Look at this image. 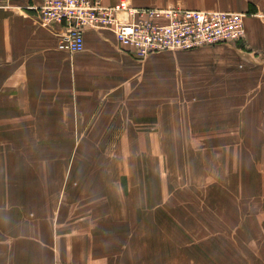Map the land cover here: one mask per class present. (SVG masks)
<instances>
[{"label":"crops","instance_id":"crops-1","mask_svg":"<svg viewBox=\"0 0 264 264\" xmlns=\"http://www.w3.org/2000/svg\"><path fill=\"white\" fill-rule=\"evenodd\" d=\"M30 1L0 6V264H51L56 256L74 264H125L122 255L129 261L133 252L135 264H264V0H127L135 7L244 13L237 44L179 51L209 61L195 71L198 94L182 106L173 87L144 92L140 82L150 65L137 62L169 51L137 59L112 31L87 29L84 50L69 54L57 48L62 23L43 25L33 10L18 7ZM117 132L118 140H110ZM122 134L140 140H122ZM169 147L179 159L168 165L172 183L187 182L192 159L198 180L211 177L207 194L214 200L205 203L219 226L213 237L198 227L196 260L186 242L190 207L174 206L173 190L167 205L165 189L156 190L160 201L147 192L135 208L141 221L126 226L122 155H80L82 149ZM31 148L42 155L31 157ZM152 155L158 164L152 179L159 181L162 158ZM122 228L135 240L148 234L144 228L152 236L137 248L123 241ZM163 230L181 237H165Z\"/></svg>","mask_w":264,"mask_h":264},{"label":"built area","instance_id":"built-area-1","mask_svg":"<svg viewBox=\"0 0 264 264\" xmlns=\"http://www.w3.org/2000/svg\"><path fill=\"white\" fill-rule=\"evenodd\" d=\"M0 6H11V0H0ZM18 7L33 10L43 25L62 23L57 48L69 54L84 50L87 29L112 31L124 52L137 59L163 51L235 43L244 37V13L237 11L135 7L127 0L112 5L101 0H32ZM51 264L74 263L56 256Z\"/></svg>","mask_w":264,"mask_h":264},{"label":"rangeland","instance_id":"rangeland-1","mask_svg":"<svg viewBox=\"0 0 264 264\" xmlns=\"http://www.w3.org/2000/svg\"><path fill=\"white\" fill-rule=\"evenodd\" d=\"M234 43V42H233ZM232 44V43H230ZM237 44V42H235ZM209 47V46H207ZM192 52H167V54L156 56L155 60L151 61V59H146L143 62H137L138 64H143V66H149L147 68V71L144 76H141L140 82H143V88L144 92L150 91V88H158L160 92H166L170 91L172 87L174 88V92L177 94V98H182L180 100V105L182 106L183 103H187V101L194 100L192 96H196L198 94L199 85H197V78H195V71L202 70L206 67H208L209 62L208 60L205 62L204 60H198V58H192L189 55ZM148 61H151L149 63ZM147 63V64H146ZM202 63V64H201ZM146 64V65H145ZM196 67V68H194ZM194 68V69H193ZM194 71L193 76L188 74L190 72ZM204 71V70H203ZM184 72L186 73L184 75ZM187 78H185V77ZM194 78V79H193ZM207 89L210 87L207 86ZM146 89V90H145ZM186 99V101H184ZM178 100V99H177ZM141 104L143 106V101H141ZM220 104V103H219ZM180 109H182L180 107ZM101 133H99L100 136ZM109 133H103L101 134V137L103 135L104 138L107 137ZM118 132L111 134L110 140H118ZM87 136L91 134H86ZM256 136V134H254ZM116 137V138H115ZM129 135L122 134V140H128L133 141V139H139L138 135L136 134L131 135L132 139L128 138ZM115 138V139H114ZM32 144H35L34 141H32ZM43 150H38L37 148H31V157L34 156H41ZM69 149L65 150L66 154H69ZM173 148H165V150L160 149H150V148H122V149H82L81 154L80 150L74 148L72 152V158H77L80 154L82 157H91V156H103V157H117L118 155H122V223L127 226V224L132 222L133 220L141 221L142 211H135V208H138L139 206H142L143 198L145 197V194L147 192H154V195L151 197H156L158 201H160L161 197L156 193L157 191H160L165 189L166 195L163 196L164 205H167L168 196L172 195L171 192H175V198H174V206H188L190 207V212L188 217L191 219V226H193V230H191V235H187L186 242L191 247V253H189V256L192 257V259L196 260L198 259V250H199V244L198 239L199 235L194 233L198 232L200 228L198 227H207L206 235L205 236H214V231L216 230L218 224H216V221H213V212L210 210L209 204L206 205L205 201H210V204H212V201L214 200V197L209 195V185H210V176H207L206 180L207 182L203 180L197 179V171H198V162L196 160H187L189 170H187V182H184L185 180H180L179 182L173 181L172 183V177L173 173L170 172L174 168H171L170 166L174 167V164L179 159H176L173 156ZM49 152V150H48ZM165 152V154H164ZM163 153V155H161ZM155 154L156 158H162V167H158V172L160 175H158V179H161L159 181H156L152 179V176L156 175V165L157 163H154L153 155ZM160 154V156L158 155ZM197 159V158H196ZM169 161V162H168ZM200 163V160H198ZM170 165V166H168ZM187 165V164H186ZM82 167H85L82 166ZM201 172V171H200ZM154 174V175H153ZM184 178V177H183ZM205 183H207V189L203 190L201 193L200 190H197L198 188L205 187ZM193 187V189H189V187ZM173 190V191H172ZM207 194V195H206ZM169 196V197H170ZM156 203V200L153 202ZM124 207H127L126 209ZM141 210V209H140ZM163 211L158 210L155 212V214H161ZM195 212L202 213V217L194 218L192 215H196ZM142 213V214H141ZM191 213V214H190ZM176 214L179 217H182V210L178 209L176 211ZM175 214V215H176ZM144 216V214H143ZM188 218V219H189ZM151 229L144 228L142 230L143 234L148 232L146 236H142L141 239H136L131 237V234H129L128 229L122 228V239H127L128 241H135L137 244V248L140 246H144V244L149 242L150 240H146L148 236L151 235ZM182 231V230H178ZM165 237H170L171 235H174L173 237H181V234H179L176 230L174 231H166L163 230ZM142 234V235H143ZM146 237V238H144ZM134 253V252H133ZM132 253V259L129 261L125 258L126 253L122 255V261L125 264H135L137 263L133 258ZM207 262H214L213 260H208Z\"/></svg>","mask_w":264,"mask_h":264}]
</instances>
